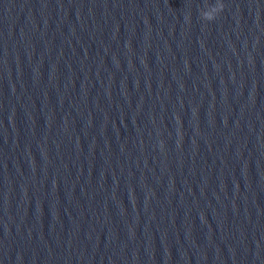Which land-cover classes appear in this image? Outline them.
<instances>
[{
    "label": "water",
    "instance_id": "obj_1",
    "mask_svg": "<svg viewBox=\"0 0 264 264\" xmlns=\"http://www.w3.org/2000/svg\"><path fill=\"white\" fill-rule=\"evenodd\" d=\"M0 0V264H264V0Z\"/></svg>",
    "mask_w": 264,
    "mask_h": 264
},
{
    "label": "clouds",
    "instance_id": "obj_2",
    "mask_svg": "<svg viewBox=\"0 0 264 264\" xmlns=\"http://www.w3.org/2000/svg\"><path fill=\"white\" fill-rule=\"evenodd\" d=\"M223 10V7L219 5L218 0V6H215L211 9H205L201 12V17L204 21L212 22L216 19L217 15Z\"/></svg>",
    "mask_w": 264,
    "mask_h": 264
}]
</instances>
